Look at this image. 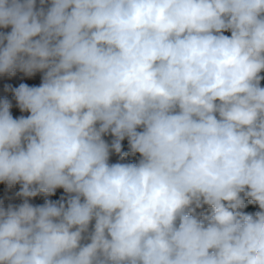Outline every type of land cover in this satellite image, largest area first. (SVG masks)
<instances>
[{"label":"clouds","instance_id":"9594fccd","mask_svg":"<svg viewBox=\"0 0 264 264\" xmlns=\"http://www.w3.org/2000/svg\"><path fill=\"white\" fill-rule=\"evenodd\" d=\"M18 72L0 264H264V0H0Z\"/></svg>","mask_w":264,"mask_h":264},{"label":"built area","instance_id":"2783aa9c","mask_svg":"<svg viewBox=\"0 0 264 264\" xmlns=\"http://www.w3.org/2000/svg\"><path fill=\"white\" fill-rule=\"evenodd\" d=\"M10 30V29H9ZM226 35H230V33H225ZM24 77L22 73H17L15 76H0V99L2 98H8L9 100L12 101V113L15 116H20V115H27L28 113H21L19 109L16 107V102L13 99V93L11 91V88L18 87L21 83L24 81ZM27 84L29 86L33 85H39L40 80H41V74L37 73L35 76L29 78L25 77ZM11 86V87H8ZM109 138H111L109 136ZM127 141V140H125ZM118 161V157L113 154L110 158V162L115 163ZM127 162V161H126ZM19 191V185L9 188L7 185L0 183V201H2L5 205L8 203H15L18 204L21 202L20 198H18L15 194L16 192ZM63 195V190L58 189L54 197L56 199H59V197ZM54 199V200H56ZM33 204H39L36 202V200L33 198L31 201ZM256 210H259L258 207L255 205Z\"/></svg>","mask_w":264,"mask_h":264},{"label":"trees","instance_id":"16d2710c","mask_svg":"<svg viewBox=\"0 0 264 264\" xmlns=\"http://www.w3.org/2000/svg\"><path fill=\"white\" fill-rule=\"evenodd\" d=\"M262 84H264V81H262ZM105 139H107L109 141L111 140V138H109V137H105ZM122 143H123V150L124 151H128L127 141H123ZM138 158H139L138 157V154H137V156H131V155H129L128 157H126V161L127 162H133L134 163V162L137 161ZM46 198L53 199V200L56 199L54 196H51V197L37 196L34 199L36 200L37 203L42 204ZM243 211H245V212H255L257 210L255 208V205H253V204H247V206L243 209Z\"/></svg>","mask_w":264,"mask_h":264},{"label":"rangeland","instance_id":"374dc122","mask_svg":"<svg viewBox=\"0 0 264 264\" xmlns=\"http://www.w3.org/2000/svg\"><path fill=\"white\" fill-rule=\"evenodd\" d=\"M24 76V75H23ZM23 83H26L27 84V81H26V78L24 77V81H23Z\"/></svg>","mask_w":264,"mask_h":264}]
</instances>
